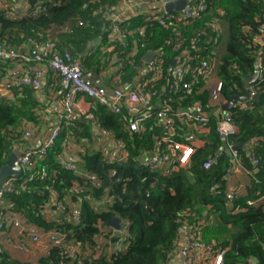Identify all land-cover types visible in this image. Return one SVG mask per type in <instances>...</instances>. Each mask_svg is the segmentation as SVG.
<instances>
[{"label": "trees", "instance_id": "1", "mask_svg": "<svg viewBox=\"0 0 264 264\" xmlns=\"http://www.w3.org/2000/svg\"><path fill=\"white\" fill-rule=\"evenodd\" d=\"M117 1L22 0L11 3L14 4L11 9L10 2L4 1L0 4V45L26 53L34 43L54 42L58 52H68L82 61V52L91 42L108 36L111 22L105 18L103 10L107 6L115 9ZM204 3L208 8L213 7V11L195 20L175 21L167 26L148 25L144 35L138 37L135 53L123 63L113 88L124 83L132 88L143 87L146 92H160L164 88L165 93L160 100L177 110H186L196 101L206 103L216 81L222 83L219 103H226L232 96L243 94V79L255 72L258 46L243 35L240 26H250L254 31L257 19L264 10L263 0H205ZM37 6H41L42 12L31 15L30 12ZM217 7L224 14L215 11ZM10 13L11 16H7ZM123 21L122 25H140L142 15L125 16ZM214 21L221 24V31L215 32L210 27ZM192 38L198 50L191 54L213 62L212 80L202 78L192 86V94H187L182 86L169 91L171 62L188 47ZM221 41L219 51L217 46ZM177 42L181 45L180 50L174 48ZM131 44L129 39L126 49ZM154 50L162 52L163 63L160 78L152 81L151 74L143 73L141 67L143 56ZM90 64L84 62L83 66L97 76L98 70ZM233 65L241 71L243 78L235 75L231 68ZM7 70L0 69V83L9 78ZM189 76L186 74L185 80H189ZM146 78H150V82L143 84ZM11 93L0 97V169L7 164L16 142L21 140L24 127L36 123L35 111L39 108L38 97L31 88L13 87ZM230 111L238 132L229 137V143L241 148L237 150L240 165L257 179L255 182L247 178L246 196L234 198L230 203L223 194L227 175L232 172L230 156L223 154L211 170L202 167V163L220 145L214 118L211 119L210 132L202 144L195 147L189 162L183 167L173 162L171 174L163 176L145 169L140 162L150 154L161 136V129L148 121L142 130L130 133L120 116L99 104L92 105L94 124L109 137L121 140L126 160L106 163L103 152L84 149L79 152V160L74 161L83 173L75 176L60 168L56 162L55 157L61 150L59 138L48 151L44 163L36 168L41 170L45 164V170L22 172L14 179L16 187L8 197L14 209L23 213L30 222L44 229L65 232L66 241L75 238L81 248L80 261L75 264H168L177 250L182 226L185 223L198 226L201 220L204 221L199 224L202 240L226 249L223 264H264V201L254 207L246 204L248 199L264 195V93L259 100L251 102L250 108ZM75 123L70 135L75 143L82 144L84 139H89V124L79 123L78 120ZM252 142L258 157L257 169L253 168L247 150ZM112 172L115 174L111 176ZM90 173L99 177L101 188L91 186L87 177ZM74 179L81 192L71 190ZM104 189L115 198L110 205L95 211L84 196L100 197ZM50 190L56 191L58 202L66 210L70 204L78 205L82 215L80 224L66 223L55 214H41L45 204L50 205ZM216 191L218 194L214 193ZM114 217L128 221L129 244L124 253L110 252L107 245L100 247L97 240L109 234L112 226L108 223ZM0 257V264H31L17 262L6 253H0ZM59 257V249L52 247L36 264L56 262Z\"/></svg>", "mask_w": 264, "mask_h": 264}, {"label": "built area", "instance_id": "2", "mask_svg": "<svg viewBox=\"0 0 264 264\" xmlns=\"http://www.w3.org/2000/svg\"><path fill=\"white\" fill-rule=\"evenodd\" d=\"M4 1L10 2V4L22 2V0H0V4ZM165 1L167 0H118L116 5H114L116 6L115 9L111 8L112 6L104 8L103 15L111 22L108 28V39L111 45L117 49L113 52L114 56L111 58L118 77L123 69V63L128 61L135 53L138 37L144 35L148 25L155 23L159 26H167L175 21L188 22L213 11V7L208 8L207 4L204 3L205 0H199L198 2L188 0L187 5L180 12H167L164 8ZM11 6L14 7V4L9 6L10 9ZM42 10L41 6H37L30 13L31 15H36ZM214 10L224 14L219 7ZM139 13L142 15V23L140 25L133 27L122 25L125 16L131 17ZM7 16H11V13ZM257 21L258 24L254 31L250 26H240V31L243 35L251 38L258 46L255 61L257 78L248 87L249 97L244 101H235L229 109H223L222 105L226 104L230 99L226 103H219L222 88L220 81L215 82L206 103L196 101L188 105L186 110H177L166 101L162 103L160 100V97L165 93L164 88L160 92L157 90L146 92L143 87L135 86L132 88L127 83L111 89L106 87L92 71L87 70L83 66L81 61L73 58L68 52H58L54 42L34 43L26 53L0 45V65L5 66L9 62L15 65V67L8 68L9 71L13 68L11 72H8L9 78L4 79L0 83V97L5 94L11 95V88L13 87L27 86L39 98L41 90L44 86H47L61 100L64 106V111L59 117L60 122L51 126L40 142L36 144L32 142L33 132L29 130L22 131L21 138L25 140V146L19 150L14 147L12 151L17 155L18 164L22 172L30 171L31 169L36 170V168L40 167V164L44 163L48 151L61 138V150L55 157L58 166L70 171L75 176L83 173L80 172L73 160L64 158L65 154L72 150V144L70 133H65L62 127L64 125L68 127L74 126L72 114L75 111V107L84 104V101L88 100L92 105H102L110 110L112 114L120 116L130 133H137L142 130L148 121H152L155 126L161 129V136L156 140L150 154L145 156L140 162L145 169L159 172L163 176L171 174V164L173 162H176L179 167H183L189 162L195 147L210 132L211 119L214 118L215 132L220 140V145L202 163L203 169L211 170L218 164L221 156L226 153L230 156V160L233 163L232 170L237 167L246 178H252L257 182V179L253 177L250 171L243 169L240 165L239 154L235 147L229 143V137L238 132V127L232 120L230 109L246 110L250 108V104L255 100L253 97L256 94L260 93L262 95L264 93V10ZM210 27L215 32L222 29L218 21L212 22ZM129 39L132 44L126 49L125 46ZM174 46L178 50L181 48L179 42ZM197 50V43L192 38L188 43V47L181 50V52L179 51L180 53L173 58L172 62L176 58H178V61L170 69L169 91L177 90L179 86H182L187 94H192V86L194 84L198 83L202 78L211 79L213 62L209 58L198 59L191 54V52H196ZM156 51L157 53L151 60L142 66L143 73L151 74L152 81L160 78L162 71L163 54L159 50ZM231 68L235 71L237 77L243 78L241 71L236 66L233 65ZM186 74H190L189 80H185ZM150 78H146L142 83H149ZM38 111L36 110L35 114ZM216 111L218 117L213 115ZM86 118L96 126L92 113H86ZM102 134L109 143L107 150L103 152L106 163L124 162L126 160V151L121 140L109 137L104 131H102ZM247 150L250 153L249 158L253 168L257 169L258 157L255 154V143H250ZM43 170H45V164L41 166V170L36 171ZM114 174L115 172H112L110 175ZM87 177L93 188H101V182L97 175L90 173ZM14 179L9 178L3 186H0V242L3 245L17 247V249L24 252L40 248L42 245L47 247V249L57 247L61 257L56 262H50L49 264L78 263L81 257V248L75 238L66 241L65 232L39 227L30 222L23 213L14 209L8 197L15 190ZM76 181V179L72 181L71 190L73 192H81L82 189ZM106 191L107 189H104V193L100 197L91 195L93 198L90 196H84V198L91 202L95 211L100 210L110 205L115 198L113 195L106 193ZM214 193L218 194L217 191ZM223 194L229 203L234 198H240L235 188H226ZM57 199L58 194L56 191L50 190V205L45 204L41 214H55L56 216H61V220L66 223L80 224L82 215L78 205L70 204L66 210V207L58 202ZM263 201L264 195H261L256 199H248L246 204L254 207ZM120 221L121 227L119 230L112 227L109 230V234L103 237L102 240L100 237L97 238L99 245L101 244L100 247L107 245V248L113 253L126 252L129 244L128 221L121 218ZM203 222V220L199 221L197 223L198 226L188 223L182 226L179 238L180 245L175 251L179 264L224 263L226 249L202 240L199 224L202 225ZM99 245L96 250H98ZM65 258L66 260H64Z\"/></svg>", "mask_w": 264, "mask_h": 264}, {"label": "crops", "instance_id": "3", "mask_svg": "<svg viewBox=\"0 0 264 264\" xmlns=\"http://www.w3.org/2000/svg\"><path fill=\"white\" fill-rule=\"evenodd\" d=\"M108 33V32H107ZM117 50L113 47L106 35L104 39H98L90 43V46L86 48L82 52V61L81 63L90 64L92 67H95L98 70L97 77L102 81L104 85L108 88H113L119 79L116 68L113 66V52ZM0 69L2 71L7 70L9 67H15L14 63H7L5 66L0 65ZM143 68V67H141ZM13 68L7 70V72H11ZM143 70V69H142ZM38 112L36 113V123L29 124L24 127L25 130H29L34 133V137L32 139L33 143L40 142L51 126L59 123V117L64 111V106L61 100L55 95V93L44 86L41 90V94L38 98ZM75 111L72 114V121L74 122L73 127H68L64 125L62 130L65 133H72V130L75 128V121L78 120L79 123L89 124L87 127L89 130L87 131L89 139H84L82 144L75 143L74 139L71 137L72 150L65 154L64 158L68 160L78 161L79 160V152L84 149H90L92 151H101L104 152L108 148V140L102 134V131L94 126L90 120L86 118V113H91L92 104L87 100L84 101V104L78 105L74 109ZM85 112V113H82ZM64 128V129H63ZM77 128V127H76ZM22 135V132H21ZM20 135V136H21ZM22 137V136H21ZM21 140L16 142L15 147L17 150L21 149L25 146V140L20 138ZM203 139L199 142L202 144ZM29 142V141H27ZM249 184L247 178L243 175V172L239 168H235L232 170L231 174L227 175V179L225 182V188H235L238 191L240 197H244L247 194V185ZM47 247L42 245L37 249H30L27 252L21 251L14 246L3 245L0 242V253H6L9 255L8 257L21 263H38L40 257L45 256L47 254ZM174 255L171 256V260L168 264H179V259L177 258L175 252Z\"/></svg>", "mask_w": 264, "mask_h": 264}, {"label": "water", "instance_id": "4", "mask_svg": "<svg viewBox=\"0 0 264 264\" xmlns=\"http://www.w3.org/2000/svg\"><path fill=\"white\" fill-rule=\"evenodd\" d=\"M187 3H188V0H167L164 3V8L167 12H180L187 5ZM156 53H157V51H155V50L146 53L143 56L144 63H148ZM177 61H178V58H176L172 62L171 66H175ZM256 78H257V72H254L251 76L245 77L243 79L244 85L246 88L245 93L243 95L232 96L226 104L222 105V108L223 109H229L234 104L235 101H244L245 99H247L249 97L248 87L252 82L255 81ZM260 96H261V94L259 93V94H256L253 98L255 100H259ZM213 115L215 117H218L217 111L214 112ZM223 146H225V144H223ZM235 149L239 150L241 148L235 147ZM21 174H22V169L20 168V166L18 164L17 155H16V153L11 152L8 159H7V164L0 169V186H3L7 179L17 178ZM108 225H111L116 230H119L121 227L120 218L114 217L108 223ZM178 245H180V242H178Z\"/></svg>", "mask_w": 264, "mask_h": 264}, {"label": "rangeland", "instance_id": "5", "mask_svg": "<svg viewBox=\"0 0 264 264\" xmlns=\"http://www.w3.org/2000/svg\"><path fill=\"white\" fill-rule=\"evenodd\" d=\"M225 36L222 37V41H224ZM222 41L219 43V45L217 46V49H219V51H221V47H222ZM212 80V79H211ZM210 82V81H209Z\"/></svg>", "mask_w": 264, "mask_h": 264}]
</instances>
